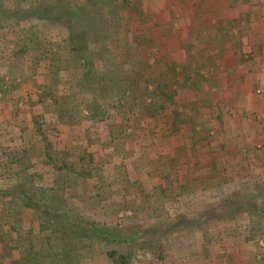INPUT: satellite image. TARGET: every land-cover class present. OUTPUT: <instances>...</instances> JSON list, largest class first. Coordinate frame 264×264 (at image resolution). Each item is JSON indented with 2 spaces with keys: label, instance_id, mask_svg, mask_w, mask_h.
I'll use <instances>...</instances> for the list:
<instances>
[{
  "label": "trees",
  "instance_id": "16d2710c",
  "mask_svg": "<svg viewBox=\"0 0 264 264\" xmlns=\"http://www.w3.org/2000/svg\"><path fill=\"white\" fill-rule=\"evenodd\" d=\"M129 6L0 0V264H131L148 244L110 224L109 209L142 211L151 196L217 177L205 162L214 129L201 119L222 104L207 72L231 51L229 32L196 37L179 17L159 30L161 11Z\"/></svg>",
  "mask_w": 264,
  "mask_h": 264
},
{
  "label": "crops",
  "instance_id": "0c3cea01",
  "mask_svg": "<svg viewBox=\"0 0 264 264\" xmlns=\"http://www.w3.org/2000/svg\"><path fill=\"white\" fill-rule=\"evenodd\" d=\"M262 2L263 0H133V7L138 9L136 15H156L158 11H161L158 16L159 30L170 31L173 25L172 20L179 17V19H184L185 22L181 23V20L180 23H177V26L180 27L183 24L188 25V28L191 30L193 28V31H196V37L200 29L204 31L203 33L208 32L214 34L220 30L226 33L229 32V34L225 35V43L223 45L225 50L231 48V51L224 52L217 69L212 72H207L208 76L213 78L216 76V82L211 84V88L215 91L216 95L222 97L220 98L222 104L220 106L213 104V107L210 108L212 109L210 114L201 119L202 121L208 119L206 126L209 129H214L211 131V135H213L215 142L212 144L206 141L205 144L207 151L205 162L209 166L211 160L213 161L214 159L213 163L218 169L212 173H217L218 175L213 178L209 189L204 190L205 197H202V195L198 197L199 194L197 191L201 190L202 187L199 188L198 186L189 185L183 188V186L176 185L169 192H173L178 188L183 193L175 195L174 199L195 197V199L203 200L212 193L215 197L232 195L239 188V179H230L231 170L234 171L237 169L234 176L240 178L243 176L244 181L249 179V176L253 175L255 170L263 171L262 164L259 166L257 163L260 162L258 157L259 152L261 150L264 151V114L258 110L260 104L258 105L259 101L254 95L257 92V94H260L259 97L261 99L263 97L264 100V93L261 94L258 90V88H264V7L259 6ZM200 18L204 19V25L198 20ZM153 23L158 24V20L155 19ZM242 38L247 41L244 46L241 42ZM215 44L213 42V47ZM175 58L177 61H182L178 57ZM247 58H253V60L247 62ZM30 90L33 89L31 88ZM234 97L239 98V100H235ZM247 106L250 107V113L258 115L259 120L263 119V123H261L263 125H260V127H263V130L260 132V137H256L253 134L255 137H253V140L250 139L247 144H250V147L243 145L239 149L240 151L238 150L236 153L233 150V145H231L233 140L226 139L225 141L218 134V129L222 125L226 128V117L231 116L234 111L236 112V109L241 108V112H247ZM217 116H220V119H215ZM0 124L3 125V122ZM2 125L0 126L1 128ZM24 136L26 137V134ZM218 141L220 144H217ZM209 147L210 150L208 149ZM164 149L165 151L163 153L167 155L166 148ZM0 174L2 173L0 172ZM153 179L155 182L158 180L156 178ZM146 180L149 181L150 179L146 178ZM215 181L219 182L215 183ZM149 185L145 183V195H150L148 193ZM160 198L164 197H158L157 200H154L153 196H151L148 201L145 200V205H143L144 202L142 201V204L140 203V210L142 211H139V208L138 211L146 214L148 208L155 206ZM164 201V206H166L169 200L164 198ZM131 203L135 207V203L133 201ZM17 204L18 202L13 201L11 206L13 205L15 207ZM142 207L144 208L142 209ZM223 211L221 209L220 212ZM176 220L179 225L181 219ZM192 220L196 219H191V223L194 222ZM209 222L211 224L213 223V225L218 224L217 226H222L226 223L224 219H211ZM205 229H207L206 234H203V231H198L191 237L194 239L199 238L196 241L198 242L197 251H191L188 248L180 255L174 254L172 258L165 253L167 249L161 244L159 235H156L148 238L150 239L149 245L151 252L155 257H158L161 264H233L236 261L235 251L237 249L234 251V249L222 248V246L217 245L214 241V237L218 238L217 233H209L212 230L209 227ZM171 240L176 241V236H173ZM207 240L211 245L210 243H206ZM242 241L244 242V240ZM193 242L194 240H191L189 245ZM206 250L207 256L204 257ZM213 250L214 252L217 251L219 255L214 256ZM258 253L259 251H256L253 255L256 260L260 259ZM246 254L248 255L249 253Z\"/></svg>",
  "mask_w": 264,
  "mask_h": 264
},
{
  "label": "rangeland",
  "instance_id": "374dc122",
  "mask_svg": "<svg viewBox=\"0 0 264 264\" xmlns=\"http://www.w3.org/2000/svg\"><path fill=\"white\" fill-rule=\"evenodd\" d=\"M259 6L264 7V0ZM129 7L132 8L131 13L133 15L138 12V9L133 7V0H130ZM122 41V39L115 40L112 45L114 47H119ZM250 60H253V58L246 59L247 62ZM258 90L261 94L264 93L263 87L258 88ZM254 95L259 101L258 105L260 104L258 110L264 114L263 97L261 99V97H259L260 94H257V92ZM234 99L239 100V98L235 97ZM247 107V112H241V108L236 109V112L234 111L231 116L226 117V128L222 125L218 129V134L222 136L225 141L226 139L233 140L231 145H233V150L236 153L243 145H247L250 139L253 140V137H255L253 134H255L256 137H260V132L263 130V127H260V125H263L261 124L263 123V119L259 120L258 115L250 113V107ZM60 145V148H62L63 143H60ZM250 146V144L247 145V147ZM258 157L260 162L257 164H259V166L262 164L263 171L255 170L254 174L249 176V179L244 181V178H242L243 176H241V178L235 177L234 173L237 169L230 171L231 180L239 179V188L232 193V195L215 197L213 193L211 194L209 192L211 195L203 200L195 199V197L174 199L175 195L181 193L177 188L175 189V194L167 192V196H164V198L169 200L166 206H164V198H160L155 206L148 208L146 214L143 212L140 213L137 211L136 207L132 206L128 207L126 211L117 214L116 217L115 210L109 209L107 215L110 218L108 219L110 224H127L133 233H137V235L145 241V244H148L142 248H137L136 258L131 264H161L158 257L152 254L149 245L150 239L148 238L156 235H159L161 244L167 249L165 253L172 258L174 254L180 255L188 248L191 251H197L198 242L196 241L198 237L195 239L191 237H193L194 233L203 231L206 227L212 229L209 233H217L218 238L214 237V241L217 245L222 246V248L234 249V251L237 249V251H235L236 261L233 264H264V151L261 150ZM212 181L213 180L209 179H204L202 181V186H205V190H207V188L209 189ZM218 182L219 181H215V183ZM202 186L198 187L200 188ZM237 203L243 204V209L236 211L231 210L230 207ZM221 209L224 211L220 212ZM95 218L99 221L102 220L98 217ZM176 219H181L179 225ZM191 219L196 220H192L194 222L191 223ZM211 219H224L226 223L222 226H217L218 224L213 225V223L211 224L209 222ZM250 219L256 222L257 227H260V234L254 237L250 236L248 230ZM173 236H176V241L171 240ZM246 239L249 240L247 241ZM191 240H194V242L189 245ZM242 240H244L245 243ZM256 251H259L258 254L260 256V259H258L259 261L256 260L257 263L253 261L252 257ZM246 253L249 254L247 255Z\"/></svg>",
  "mask_w": 264,
  "mask_h": 264
}]
</instances>
